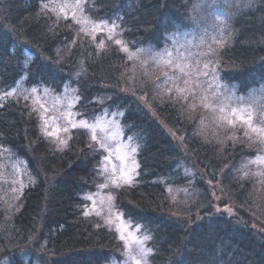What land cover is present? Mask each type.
<instances>
[{"label":"trees","instance_id":"obj_1","mask_svg":"<svg viewBox=\"0 0 264 264\" xmlns=\"http://www.w3.org/2000/svg\"><path fill=\"white\" fill-rule=\"evenodd\" d=\"M62 4L0 0V96L17 88L0 98V152L24 166L21 190L3 174L0 158V264L125 257L115 229L96 213L84 214L86 195L106 178L104 149L86 130L70 129L61 133L71 136L68 146L58 150L41 132L39 106L31 111L33 100L25 101L20 87L67 92L79 119L117 113L122 137L138 146V175L132 186L104 191L124 219L153 237L146 241L154 250L149 264H264V163L254 161L264 143L240 122L219 121V101L216 110L200 102L204 95L215 100L216 89L220 99L264 85V0H84L89 20H115L114 33L91 32L67 9V19L51 10ZM216 16L226 18L224 34L232 35L211 55L213 36L220 38ZM165 50L190 72L209 60L215 72L210 66L197 93L185 98L176 91L185 77L158 63L159 55L147 59H168Z\"/></svg>","mask_w":264,"mask_h":264},{"label":"snow or ice","instance_id":"obj_2","mask_svg":"<svg viewBox=\"0 0 264 264\" xmlns=\"http://www.w3.org/2000/svg\"><path fill=\"white\" fill-rule=\"evenodd\" d=\"M252 0H249V6L251 4ZM43 8L47 9L49 7L48 4H44L42 6ZM59 8V14H64V18L67 19L69 13L66 12V9L72 8V17L74 22L76 23H86L87 21H80L76 19L75 13L76 9L80 8L79 3L75 5L70 4H62V5H56L51 10L53 12L56 11V9ZM219 28L218 35L219 39H217L215 36H213V43L215 44V48L209 46L206 54L214 55L216 50L223 48L226 43L229 42L231 37V32L229 31L227 35L224 34L225 29L229 27L227 20L225 17L216 16L215 17V25ZM119 27V25L116 23L115 20L112 21L111 25H108L107 21H98L94 24L93 31L96 30H103L104 28H107V31L109 33H114L115 30ZM81 31H86V29L81 28ZM110 40L113 38L111 35L108 37ZM116 45L121 46V51L128 53V48L124 41L120 39H116L114 41ZM104 47V42L101 41L100 44L97 46L98 50ZM138 52L140 50H137ZM168 59H164V53L158 54L160 56V59L157 61L158 63L167 64L169 66L175 67L179 73L185 77L183 80L184 87H176V91L178 94L183 95L185 98H187L189 95H195L197 93V90L200 89L201 84L199 81L200 76L208 77L209 69L211 66V71L215 72V65L213 64L212 60H209L208 62L204 63L202 66V69L200 67H196L192 72L188 71L187 69L190 68V65L188 63H180L179 61L173 63L172 59V53L167 52L165 50ZM135 54L129 53V59H131ZM27 61H25V64L27 65ZM195 75L197 79L193 80L191 77ZM165 75H167L165 73ZM25 77H21L20 79L23 80ZM210 79L214 80V76L210 77ZM17 86H19V81L16 82ZM21 91H23L21 89ZM37 91L36 87H33L31 89V93L33 96H35ZM49 89H45V93H47ZM171 91V89H169ZM207 91V90H204ZM261 95L254 97V101L258 103L260 106H264V89H261ZM17 93V88H13L10 91H6L0 96V98H10L14 94ZM214 97H216L215 100L209 101V97L207 95L200 97V102L202 104V107L204 109H213L216 110V103L219 101L220 106L218 107V112L220 113L218 120L222 122H226L229 126H235L237 122H240L244 125H246L252 133H258L261 142H264V126L256 127L253 126V120H254V112L251 109L250 106H242L239 108L233 107L231 108V111H227V105L223 104V101L219 99L218 94L213 93ZM29 97L27 95L24 96V100L27 101ZM78 99V97H76ZM227 99L231 100L232 97H228ZM241 101L243 100V97L239 98ZM73 100H69L67 108L68 111L63 112L60 114V116H47L46 113L49 112V109L45 106L44 103H41L39 98H36L33 101V107L31 108V111H38L35 107L36 104L39 105V109L42 110L39 112V119L41 121V132L44 135L45 138H51L52 142L56 143L57 149L62 150L63 148L68 146V142L71 139V136L68 135L67 137L62 136L61 133L69 134L70 129H83L90 133V140L95 142L100 149H104L105 151L112 153V148L105 143V138L99 137L97 133V129H100L101 132L105 130L108 126H111L113 128V131L110 132L107 136V139H116L119 135H121L120 125L116 121H104L103 117H96L95 122H89L87 119H76V116L81 115V113H73L71 111ZM57 104L60 103L59 98L56 101ZM193 108L196 107V105H192ZM245 113H247L245 115ZM122 114V113H121ZM63 119L65 121L66 126L61 127L57 121ZM51 128V130H49ZM245 135H248L246 132ZM133 137H128V141L125 142L122 145H118L117 147V159L120 161L119 168H117L116 165H113L111 168V175L107 177V181L111 183V185L114 188H122L124 186H132L135 183V177L138 175L136 172V169L139 167V164L137 163L135 159V154L138 151V146L132 142ZM111 156H104L103 160L101 162V172L100 175L104 176L109 172V169L105 167V165L110 162ZM108 182L105 184H101L98 187L99 188H106L108 187ZM23 188V185H21V190ZM88 200L93 201V210H95V200L93 199L92 195H89L86 197ZM107 200L109 202H112L114 200V197L112 195H108ZM103 203V201H102ZM109 209L111 210V204L109 205ZM231 213V209H226ZM84 214L87 216L89 215V211L86 209ZM97 215H100L99 212L96 213ZM115 221H121L124 214L122 213H115ZM105 223L109 226H111L114 223V220L111 217L105 218ZM141 229H143V225L139 226ZM115 231L118 233V239L124 242L126 252L125 255L127 257V261H130L131 264H148V258L153 254V249L148 248L145 246L146 241H150L153 239V237L150 234H145L142 237H138L134 235L133 233L129 232L127 234V237L124 233V225L122 223H116L115 225ZM126 261V264H127Z\"/></svg>","mask_w":264,"mask_h":264},{"label":"rangeland","instance_id":"obj_3","mask_svg":"<svg viewBox=\"0 0 264 264\" xmlns=\"http://www.w3.org/2000/svg\"><path fill=\"white\" fill-rule=\"evenodd\" d=\"M77 2L79 3L80 8L76 9V13H75L76 19L80 20L82 22L87 21L86 23H80V25H82V26L84 25L85 27L88 28L89 31L94 32V33L99 32V31L109 33L107 31V28H104L103 30L93 31L94 24L96 22L93 20H89V18L86 16V13H84V10H83L84 0H61V3L70 4V5H75V4H77ZM67 10L69 11L70 14L72 13V8H68ZM108 25H111V24L108 23ZM182 56H184L183 53H182ZM157 57H158L157 53H152L151 55L148 56L147 59H151V58L157 59ZM164 59H167V58L164 57ZM21 89L23 91H21ZM31 89L32 88H28V87H20L18 89V91L22 94L30 95V97L33 101L36 98H39L40 102L44 103L45 106L49 109V112L46 113L47 116H60L61 113L68 111L67 105H68L69 100L70 99L73 100L67 92L63 93V95H56V94H52L49 91L47 93H45V89L38 90V88H37L35 96H33L31 93ZM261 89H264V85L260 86L258 88L252 89L243 95H238V96L233 95V94L220 95V100L223 101L224 105H227V111L228 112H230L231 108H233V107L239 108L242 106H250L254 112L253 126L261 127V126H264V106H260L253 99L254 97L261 95V91H260ZM214 93L218 94V89H216V91ZM228 97H232V99L229 100V99H227ZM240 97H243L242 101L239 99ZM58 98L60 100L59 104L56 103ZM73 104H74V102H73ZM36 105H38V104H36ZM72 107H73V105H72ZM71 111L73 113H75L73 108H71ZM246 114L247 113H245V115ZM97 117H103L104 121H116L119 123V116L115 112H105L104 111V112L100 113ZM76 119L79 120V118H77V117H76ZM89 122L94 123L95 119L91 120ZM57 123L61 127L66 126L65 121L63 119L58 120ZM119 125H120V123H119ZM242 125H244V124H242ZM244 126L247 127L246 125H244ZM49 130H51V128H49ZM120 130H121V126H120ZM248 130L251 131L249 128H248ZM112 131H113V128L111 126H108L107 128H105V130L103 132H101L100 129H97L98 136L105 138V143H107L113 150L111 154L104 150L105 151L104 156L110 155L111 159H110V162H108L105 165V167H107L109 169V172L105 175L106 178L102 184H105L106 182H108L107 177L111 175V168L113 165H116L117 168H119L120 161L117 159V155L119 154V153H117L118 145H122L128 141V139H124L122 137V134L119 135L118 138H116V139H107L108 134ZM121 133H122V131H121ZM254 134H256L259 137L258 133H254ZM0 158L2 159L1 166L3 167V174L10 181L12 186L16 187V186L21 185L24 182V180H23V174H24L23 162L20 161V159L10 160L6 156V154L2 153V152H0ZM102 160H103V158H102ZM254 161L259 162V163H264V153L259 154L254 159ZM111 186H112L111 183L108 182V187H111ZM109 194L111 195L110 192H106V191H104V188H99V187L97 189H95L93 192L87 194L86 197L89 195L93 196V199L95 200V210H93V201L92 200H89V204L86 207V209L89 211V213L99 212L100 216L104 220L106 217H111L114 220V223L111 225L114 229H115L116 223H122L124 225V233H125L126 237H127V234L129 232L133 233L134 235H136L138 237H142L144 235V233H142L140 231L138 225H132L129 221H127L123 217H122L121 221H115V215L114 214L119 213V212H117L112 207V202H109L107 200V197ZM102 201H103V203H102ZM110 204H111V210L109 209ZM122 244H123L124 256H125L123 261H120V262L114 261V262H111L108 264H126V261H127V257L125 255L126 248H125V244L123 241H122ZM145 246L147 247L146 242H145ZM127 264H131V262L127 261ZM148 264H149V262H148Z\"/></svg>","mask_w":264,"mask_h":264}]
</instances>
